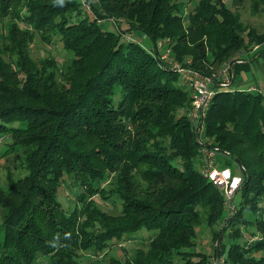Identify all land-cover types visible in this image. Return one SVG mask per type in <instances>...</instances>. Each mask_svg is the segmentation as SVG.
<instances>
[{
    "label": "trees",
    "instance_id": "1",
    "mask_svg": "<svg viewBox=\"0 0 264 264\" xmlns=\"http://www.w3.org/2000/svg\"><path fill=\"white\" fill-rule=\"evenodd\" d=\"M88 2L90 11L79 0H0V133L26 157V174L8 171L0 187V264H210L219 249L197 248V229L222 240L218 225L232 239L255 228L224 250L230 264H264V93L219 90L207 111L206 135L244 174L228 219L223 192L198 170L190 91L141 44L122 41L139 32L155 49L168 39L177 61L210 75L233 60L235 80L250 69L244 52L264 53V30L223 0H197L187 16L182 0ZM110 19L126 28L106 30L99 21ZM34 31L74 57L33 60ZM65 175L84 188L72 211L58 199ZM97 195L117 196L121 212ZM142 230L131 256L108 254Z\"/></svg>",
    "mask_w": 264,
    "mask_h": 264
},
{
    "label": "rangeland",
    "instance_id": "2",
    "mask_svg": "<svg viewBox=\"0 0 264 264\" xmlns=\"http://www.w3.org/2000/svg\"><path fill=\"white\" fill-rule=\"evenodd\" d=\"M184 1L188 7L184 11V15L187 16L189 12L193 9V7L196 5L197 0H182ZM228 6H230L232 9L238 11L241 15L242 21L245 24H248L259 31L264 30V6L260 5L257 10H254L253 8V0H223ZM91 15V14H90ZM92 17V15H91ZM187 19V18H185ZM22 26L26 27L27 25L25 23H21ZM122 28H126V24L121 22ZM103 28L106 30H109L111 32L115 33H121L120 26L118 27L115 25V23L110 21H105L102 24ZM125 35H128L131 39H133L134 42H138L141 44L147 51L150 53L154 52V43L151 40V38L143 33L139 32H129L125 33ZM34 41L30 44V55L33 60H40L41 58H46L50 56L56 57L60 62L64 63L66 60L74 57L73 52L68 51L64 49L62 42L58 37H55L53 43H49L41 39V35H39L38 32L34 31ZM125 36L122 35V41H125ZM256 49L258 46L255 47ZM256 49H249L248 51L244 52L241 56L243 59L244 57L252 58L251 55L253 52L256 53ZM259 50V49H258ZM254 53V54H255ZM175 58V57H174ZM260 65V66H259ZM170 69V68H169ZM237 80L242 79L243 84H235L234 87H240L242 90H250V88L258 87L256 90L254 89V92L262 90L264 93V53L259 58V63H256L252 66V69L248 72H243L240 75L237 76ZM175 86L182 87L184 89H188L186 86H184L180 79L179 81L175 82ZM13 127V126H11ZM12 138L11 136L4 135L0 133V187L5 188L7 184V173L8 171H11L15 177H22L26 174V169L24 168L26 164V157L25 152H23L24 148H14L12 145ZM9 150V151H8ZM235 166L237 164L235 163ZM237 170L238 167H236ZM244 175V174H243ZM107 188H109L108 185H106ZM84 190V188L76 181V179L69 177L68 175L64 176V182L59 190L58 193V199L63 204V206L66 209L73 210L79 202H77V194ZM239 191V190H238ZM236 192L234 196V205L239 206V203L241 201V193ZM97 200V203L102 207V209L106 210L107 212L111 214H119L122 210V204L120 199H118L117 196H111L108 198V201H104L101 199L99 195L95 197ZM0 215H1V208H0ZM250 216H253L252 214ZM1 221V216H0ZM227 224V223H226ZM223 225H218L217 232H223L224 236L223 239L217 238L216 240L212 239L210 229H208L205 226L199 227L197 229L198 234V240L197 242V248L204 250L208 254H212L214 252V249L216 247L219 249V254H224V250L227 253L228 247L230 243H243L246 238H248L251 234V231H255L254 227H249L248 232H243L244 235H242L239 238L232 239L230 237V231L231 229L224 228ZM227 226V225H226ZM226 229V230H224ZM246 230V229H245ZM148 233L146 230H142L138 233H135L131 235V240L124 241L122 243V247L127 250V252L122 249L121 247H118L116 245L112 246V249L108 252V254L113 255H120L121 257L125 258L127 256H131L136 248L142 247V240L144 236H146ZM225 253V254H226ZM217 255H214L215 257ZM86 261V260H85ZM38 264H50L47 257H41Z\"/></svg>",
    "mask_w": 264,
    "mask_h": 264
},
{
    "label": "built area",
    "instance_id": "3",
    "mask_svg": "<svg viewBox=\"0 0 264 264\" xmlns=\"http://www.w3.org/2000/svg\"><path fill=\"white\" fill-rule=\"evenodd\" d=\"M85 10L90 11L91 6L88 0H79ZM119 27L121 20L110 19ZM103 24L105 20L99 21ZM125 41L132 42L128 35H125ZM154 52L151 54L157 56L165 68L175 71L181 83L188 88L191 97V110L189 120L194 129L196 140L199 144L201 161L198 170L209 181L216 185L225 198L227 208V218L234 214V196L241 188L244 175L239 166V170L234 171L235 161L229 153L223 152L219 147L214 146L213 141L206 135L205 119L208 108L219 90L233 91L234 64L233 60L227 61L216 73L205 74L191 66V61L186 63L177 61L172 52L171 42L168 39L159 40ZM261 91V90H259ZM258 237L252 238L254 241ZM210 264H230L225 254H219L212 257Z\"/></svg>",
    "mask_w": 264,
    "mask_h": 264
},
{
    "label": "crops",
    "instance_id": "4",
    "mask_svg": "<svg viewBox=\"0 0 264 264\" xmlns=\"http://www.w3.org/2000/svg\"><path fill=\"white\" fill-rule=\"evenodd\" d=\"M113 23H114V22H113ZM120 25H121V24H120ZM254 53H255V52H253V54L251 55V57L254 55ZM249 57H250V56H249ZM249 57H248V58H247V57H244V58L246 59L245 61L251 62L250 69H249L248 71H250V70L252 69V66H253V65H255L256 63H259V58H260V57H259L257 60L252 61L251 58H249ZM244 58H243V59H244ZM259 66H260V65H259ZM248 71H247V72H248ZM236 78H237V77H235V80H234L232 86H234L236 83H237V84H238V83H239V84H243L242 79L237 80ZM257 88H258V87L256 86V87H253V88H250V89H251L252 91H254V89L256 90ZM233 89H234V90H235V89H240V87H237V88L234 87Z\"/></svg>",
    "mask_w": 264,
    "mask_h": 264
}]
</instances>
